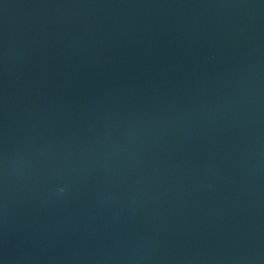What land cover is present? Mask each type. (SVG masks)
<instances>
[{"label": "water", "instance_id": "water-1", "mask_svg": "<svg viewBox=\"0 0 264 264\" xmlns=\"http://www.w3.org/2000/svg\"><path fill=\"white\" fill-rule=\"evenodd\" d=\"M0 264H264V0H0Z\"/></svg>", "mask_w": 264, "mask_h": 264}, {"label": "clouds", "instance_id": "clouds-1", "mask_svg": "<svg viewBox=\"0 0 264 264\" xmlns=\"http://www.w3.org/2000/svg\"><path fill=\"white\" fill-rule=\"evenodd\" d=\"M60 191H63V189H61Z\"/></svg>", "mask_w": 264, "mask_h": 264}]
</instances>
